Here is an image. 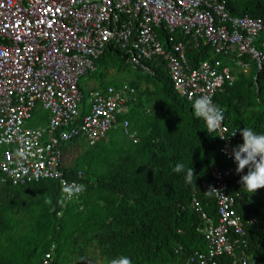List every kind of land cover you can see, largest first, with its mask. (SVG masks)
I'll return each instance as SVG.
<instances>
[{
    "label": "trees",
    "instance_id": "trees-1",
    "mask_svg": "<svg viewBox=\"0 0 264 264\" xmlns=\"http://www.w3.org/2000/svg\"><path fill=\"white\" fill-rule=\"evenodd\" d=\"M228 10L234 17L264 19V0H229ZM158 34L166 49L187 42L180 34ZM113 56L125 65L124 53L105 49L96 62L101 82ZM213 60L229 64L234 77L214 101L223 109L226 125L264 134V66L257 69L250 63L247 72L212 54L208 45L187 47L189 66ZM145 65L150 72L129 84L136 90L135 99L118 118L128 121L137 133L136 143L117 128L97 143L78 137L61 145L65 177L86 186L78 201L65 202L54 180L19 185L0 180V264H43L49 252L51 264H109L122 255L130 257L132 264H198L187 260L195 253H208L202 232L206 223L192 205L197 201L217 224L218 205L212 194L205 193L213 168L230 164L219 153V135L208 132L205 121L194 115L193 103L174 91L165 62L156 57ZM80 90L86 100L89 92L81 82ZM48 116L40 108L28 125L45 128ZM178 163L184 165L180 173L174 171ZM189 168L195 170L190 184L185 179ZM229 194L237 214L244 221H256L245 225L241 238L247 247V264H264V189L253 194L233 182ZM47 197L51 205L45 204ZM216 263L233 264V259L222 255Z\"/></svg>",
    "mask_w": 264,
    "mask_h": 264
},
{
    "label": "built area",
    "instance_id": "built-area-1",
    "mask_svg": "<svg viewBox=\"0 0 264 264\" xmlns=\"http://www.w3.org/2000/svg\"><path fill=\"white\" fill-rule=\"evenodd\" d=\"M229 0H0V175L13 185L56 181L72 184L62 171L63 143L83 137L89 143L107 139L121 128L134 143L137 133L128 121L119 122L135 99L129 84L105 86L88 93L85 100L80 82L97 70L105 49L125 54V65L150 72L145 62L161 58L173 81L174 91L191 103L203 96L215 97L234 82L232 70L221 60L203 61L196 68L187 62V47L208 45L212 54L223 56L244 71L250 63L264 66V19L234 17ZM158 31L180 34L186 44L163 47ZM172 39V38H170ZM249 59L245 62L244 59ZM191 97V99H190ZM48 113L45 128H31L28 122L38 109ZM224 112V111H223ZM84 113V114H83ZM83 114V115H82ZM219 135L220 155L226 168H213L210 187L218 205L215 224L194 200L193 209L206 227L202 230L208 253H195L187 262L217 264L227 255L233 264H247L241 239L245 225L234 209L229 190L248 173L237 174L232 149L240 133L225 123ZM237 132L234 136L233 133ZM84 190L65 202L78 200ZM236 236V237H235ZM235 237V238H234ZM243 246V248L241 247ZM240 247L239 252L237 249ZM52 263V252L43 264Z\"/></svg>",
    "mask_w": 264,
    "mask_h": 264
},
{
    "label": "clouds",
    "instance_id": "clouds-1",
    "mask_svg": "<svg viewBox=\"0 0 264 264\" xmlns=\"http://www.w3.org/2000/svg\"><path fill=\"white\" fill-rule=\"evenodd\" d=\"M193 111L196 117L202 118L205 121L208 132L218 130L224 120L223 109L214 104L212 97L209 95H203L197 98L193 103ZM239 131L243 137V143L232 149V156L234 157V162L238 165L236 169L237 174L242 173L246 168L248 169V173L243 175L240 180L243 189L255 194L258 190L264 189V134H257L251 128H243L242 131ZM236 133H233L232 136ZM174 171L177 173L184 171V165L178 163ZM194 175L195 170L189 168L185 177L186 182L190 184ZM83 190L84 185H79L75 182L72 184L64 182L62 188V191L69 197L77 195ZM217 191L210 187L205 194H212ZM51 203V198L47 197L45 204L51 205ZM109 264H132V260L130 257L122 255L112 258Z\"/></svg>",
    "mask_w": 264,
    "mask_h": 264
},
{
    "label": "rangeland",
    "instance_id": "rangeland-1",
    "mask_svg": "<svg viewBox=\"0 0 264 264\" xmlns=\"http://www.w3.org/2000/svg\"><path fill=\"white\" fill-rule=\"evenodd\" d=\"M110 63V68L106 72V79L103 82L100 81L99 72L92 76H87L82 79L81 83L84 85L85 91L89 92L92 89L98 88V84L100 82L104 84L110 85H122V84H130L133 81H137L139 79L145 78L146 74L140 70H134L128 66H125L122 62V59L118 56H113L108 60ZM102 66V70H103ZM100 70V71H102Z\"/></svg>",
    "mask_w": 264,
    "mask_h": 264
},
{
    "label": "crops",
    "instance_id": "crops-1",
    "mask_svg": "<svg viewBox=\"0 0 264 264\" xmlns=\"http://www.w3.org/2000/svg\"><path fill=\"white\" fill-rule=\"evenodd\" d=\"M224 65H227V66H229L230 68H231V66L229 65V64H225L224 63ZM231 70H232V68H231ZM97 71H99V69L97 68V70L95 71V72H97ZM90 76H92V74L90 75ZM82 81V80H81ZM83 82V81H82ZM81 86H82V88L84 89V85L81 83ZM102 86V84H100V82H99V84H98V88H100ZM95 89H97V88H95ZM95 89H92V90H95ZM85 90V89H84ZM92 90H90V91H92ZM89 91V92H90Z\"/></svg>",
    "mask_w": 264,
    "mask_h": 264
}]
</instances>
